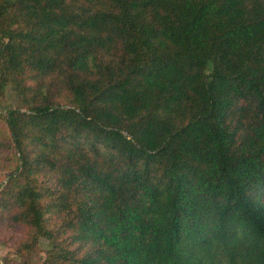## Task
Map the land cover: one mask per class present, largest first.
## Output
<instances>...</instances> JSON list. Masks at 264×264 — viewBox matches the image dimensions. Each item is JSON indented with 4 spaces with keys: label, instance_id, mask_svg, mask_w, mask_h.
<instances>
[{
    "label": "trees",
    "instance_id": "trees-1",
    "mask_svg": "<svg viewBox=\"0 0 264 264\" xmlns=\"http://www.w3.org/2000/svg\"><path fill=\"white\" fill-rule=\"evenodd\" d=\"M8 88L5 264H264V0H0Z\"/></svg>",
    "mask_w": 264,
    "mask_h": 264
},
{
    "label": "rangeland",
    "instance_id": "rangeland-1",
    "mask_svg": "<svg viewBox=\"0 0 264 264\" xmlns=\"http://www.w3.org/2000/svg\"><path fill=\"white\" fill-rule=\"evenodd\" d=\"M2 99V102L0 103V121L5 113V111L10 107H16L17 106V98L16 94L11 88H8L6 91V94ZM6 133L4 126L0 122V145H3V147L0 148V171H7L9 170L13 165L16 164L17 159L14 155V152L12 150H7L4 148L5 142L8 141V139L5 140L4 134ZM2 171V172H3ZM52 225H54L55 222H57V218H52ZM12 229H0V264H5L6 259H9L11 261H19V256L15 253V249L12 248L10 245L5 243L6 238H8L12 234ZM27 232L26 228H18L16 233L18 236H23ZM41 247V257L45 258V251L48 248V242L45 239H41L40 242Z\"/></svg>",
    "mask_w": 264,
    "mask_h": 264
}]
</instances>
